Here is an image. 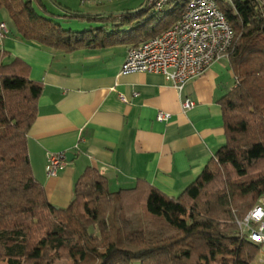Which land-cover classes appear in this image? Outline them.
Instances as JSON below:
<instances>
[{"label":"trees","instance_id":"16d2710c","mask_svg":"<svg viewBox=\"0 0 264 264\" xmlns=\"http://www.w3.org/2000/svg\"><path fill=\"white\" fill-rule=\"evenodd\" d=\"M189 0L150 13L92 16L54 0H0L19 35L58 52L129 50L177 24ZM235 33L230 66L235 88L220 101L226 144L201 176L170 198L145 181L112 193L88 168L66 209L54 207L35 177L29 134L43 85L21 60L0 53V264H255L264 246L242 235L237 221L264 200V0H216ZM165 13L162 19L158 14ZM89 23L84 32L60 21Z\"/></svg>","mask_w":264,"mask_h":264},{"label":"crops","instance_id":"0c3cea01","mask_svg":"<svg viewBox=\"0 0 264 264\" xmlns=\"http://www.w3.org/2000/svg\"><path fill=\"white\" fill-rule=\"evenodd\" d=\"M47 1L61 14L54 0ZM56 1L80 14H111L109 0ZM0 23L9 29L0 41L4 63L23 61L30 79L43 85L29 155L54 207L71 205L88 168L106 177L112 193L145 181L170 198L179 197L226 144L220 101L235 88L229 56L180 92L160 74L121 75L128 48L58 52L23 40L6 11L0 12ZM186 100L194 104L189 111L182 108ZM161 113L171 119L159 122ZM61 153L73 154V161L49 177L47 157ZM263 257L255 264H264Z\"/></svg>","mask_w":264,"mask_h":264},{"label":"built area","instance_id":"2783aa9c","mask_svg":"<svg viewBox=\"0 0 264 264\" xmlns=\"http://www.w3.org/2000/svg\"><path fill=\"white\" fill-rule=\"evenodd\" d=\"M177 1L147 0V6L160 13ZM8 35L7 24L0 23V41ZM234 41L233 27L216 0H189L181 20L173 28L128 51L121 75L160 74L181 92L189 81L204 75L212 64L228 57ZM193 106L189 100L182 104L184 111ZM170 119V115L162 113L157 118L159 122ZM67 165L65 153L49 154L46 173L49 177H57ZM237 224L242 235L264 246V200ZM261 254L264 256L263 251Z\"/></svg>","mask_w":264,"mask_h":264},{"label":"rangeland","instance_id":"374dc122","mask_svg":"<svg viewBox=\"0 0 264 264\" xmlns=\"http://www.w3.org/2000/svg\"><path fill=\"white\" fill-rule=\"evenodd\" d=\"M48 3L47 0H44ZM224 3H230L234 0H221ZM240 1H245V0H240ZM147 2V0H109L108 2V7L107 10L109 11V13H124L127 11H137L138 9H140V7H142L145 3ZM48 6L50 8V11H52L54 8L51 3H48ZM55 10V9H54ZM155 10L153 9V11L151 10L150 13H153ZM54 12V11H52ZM165 16V13L163 14H158V18L162 19ZM60 25L63 26V28L65 29H72L75 32H84L87 29H90V27L92 28H96V26H90L89 23H83V22H78L75 20H71L69 22L66 21H60ZM62 264H70L68 262H63Z\"/></svg>","mask_w":264,"mask_h":264},{"label":"water","instance_id":"95a60500","mask_svg":"<svg viewBox=\"0 0 264 264\" xmlns=\"http://www.w3.org/2000/svg\"><path fill=\"white\" fill-rule=\"evenodd\" d=\"M66 156H67L68 163H71L73 161V154L67 153ZM263 251H264V249H263Z\"/></svg>","mask_w":264,"mask_h":264}]
</instances>
